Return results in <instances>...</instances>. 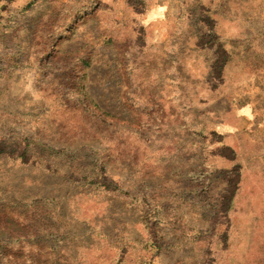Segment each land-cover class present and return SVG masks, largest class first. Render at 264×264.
<instances>
[{"label":"rangeland","instance_id":"rangeland-1","mask_svg":"<svg viewBox=\"0 0 264 264\" xmlns=\"http://www.w3.org/2000/svg\"><path fill=\"white\" fill-rule=\"evenodd\" d=\"M0 264H264V0H0Z\"/></svg>","mask_w":264,"mask_h":264}]
</instances>
